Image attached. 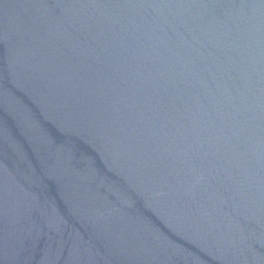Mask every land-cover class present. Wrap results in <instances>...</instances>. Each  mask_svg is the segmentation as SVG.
<instances>
[{
  "label": "water",
  "instance_id": "obj_1",
  "mask_svg": "<svg viewBox=\"0 0 264 264\" xmlns=\"http://www.w3.org/2000/svg\"><path fill=\"white\" fill-rule=\"evenodd\" d=\"M0 264H264V0H0Z\"/></svg>",
  "mask_w": 264,
  "mask_h": 264
}]
</instances>
